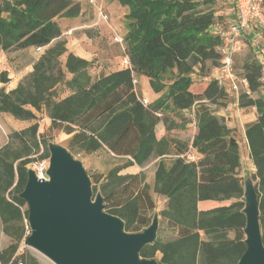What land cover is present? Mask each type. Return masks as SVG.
<instances>
[{
	"label": "trees",
	"instance_id": "16d2710c",
	"mask_svg": "<svg viewBox=\"0 0 264 264\" xmlns=\"http://www.w3.org/2000/svg\"><path fill=\"white\" fill-rule=\"evenodd\" d=\"M120 1L129 8L124 40L130 66L106 70L69 51L61 38L59 19L81 14L77 0H0V49L47 47L15 88H0V114L27 122L0 146V220L11 239L0 251L1 264L14 258L30 230L20 194L28 165L50 157L52 130L69 135L71 153L103 150L123 160L92 180V188L126 231L151 225L154 193L167 198L157 238L142 248L141 257L162 264H238L246 250L240 140L210 106L228 102L225 87L211 77L221 64L223 44L214 27L226 16L216 13L215 0ZM262 36L264 46V30ZM239 69L247 90L238 95V106L257 111L245 137L256 168L252 179L264 241V61L253 55ZM137 75L148 77L161 94L154 102H144ZM9 80L1 70L0 82ZM191 111L197 128L192 139L172 134L178 124L173 116L185 121ZM41 116L51 120L43 133ZM152 158L158 159L152 184L143 172L121 173ZM207 201L215 203L205 208ZM23 262L38 264L33 257Z\"/></svg>",
	"mask_w": 264,
	"mask_h": 264
},
{
	"label": "water",
	"instance_id": "95a60500",
	"mask_svg": "<svg viewBox=\"0 0 264 264\" xmlns=\"http://www.w3.org/2000/svg\"><path fill=\"white\" fill-rule=\"evenodd\" d=\"M47 178L28 169L20 197L28 209V247L54 264H162L140 256L157 238L158 216L141 232H128L124 221L105 210L101 193L94 194L83 163L64 146L49 144ZM246 250L238 264H264L259 197L245 182Z\"/></svg>",
	"mask_w": 264,
	"mask_h": 264
},
{
	"label": "rangeland",
	"instance_id": "374dc122",
	"mask_svg": "<svg viewBox=\"0 0 264 264\" xmlns=\"http://www.w3.org/2000/svg\"><path fill=\"white\" fill-rule=\"evenodd\" d=\"M77 1L82 7L81 14L72 19H59V23L63 29L61 38L66 42L67 49L87 60L94 61L95 64L99 65V67H104L106 70H115L130 66L126 51V43L124 40L128 31V21L126 15L129 13V8L124 6L120 0ZM230 4L231 3H229L227 0H215L212 7L216 10L217 14L222 13L225 15V10L230 6ZM235 21L232 22L226 17V19L220 20L214 28H221L227 32L235 23ZM263 30V25L255 26L252 30V34L254 31L257 33L259 31L263 32ZM246 36H250V34H246L243 37L245 45L241 50L236 52L233 57V70L235 80L238 82V89L231 88V79H228L225 84V89L228 93V102L226 106L228 107L234 106V104L237 102L240 92L247 90V84L243 82L242 76L239 74V68L240 64L243 63L247 57H251L253 55L255 56V54L253 47L247 41ZM255 43L257 44V40ZM258 46H260L259 42ZM46 48L47 47H29L25 49H15L9 51L0 49V71H6L10 78L9 82L7 83L0 82V88L4 87L6 91L15 88L19 81L33 70V64L41 56ZM65 58L66 55H63L61 57V61L64 62ZM135 83L138 92L147 100V104L154 102L160 97L161 94L154 91L151 81L148 77L137 75L135 77ZM194 87L196 90H199L201 85L198 83V85H195ZM210 106L217 114L218 109L225 107H218L216 105ZM166 113L170 114L171 112L166 111ZM173 117L178 124L177 127L171 130V133L178 135L183 139L191 140L196 128L194 112H187L185 117L188 119L186 118L187 120L185 121L175 115ZM39 121L40 133L47 131L51 124V120L47 117L41 116ZM26 125L27 122L25 121H20L10 114L1 113L0 146L7 142L9 135L13 131L20 130ZM50 136L51 142L67 148V141L69 138L67 133L61 130H52L50 132ZM41 153L42 152L36 155ZM72 154L76 159L83 163L88 174L91 175V182L92 180L94 181L97 176L106 174L110 168L123 162V160L114 157L103 150L91 154H84L83 152ZM242 158L244 161V166H247L246 160L244 157ZM157 161V158H152L144 166L133 165L124 169L121 171V173L127 174L143 172L145 174L146 182L152 184L154 181ZM48 167L49 158L41 159L28 165V169L34 170L40 178H47L46 171ZM252 173L253 172H251L250 169H247L245 174L241 167V175L243 176L244 183L246 181H250L252 184H255V181L252 179ZM153 196L156 208L155 210L148 213L152 217V221L155 216H158L159 219V211L164 207V198L156 193H154ZM213 203L215 202L207 201L202 203V205L205 208H208ZM27 234L26 237L28 236ZM165 234L168 235L169 232H166ZM26 237L19 243L14 257L23 259L25 261H27L28 258L33 257L38 264H54L51 260L36 250L28 246L23 247Z\"/></svg>",
	"mask_w": 264,
	"mask_h": 264
},
{
	"label": "built area",
	"instance_id": "2783aa9c",
	"mask_svg": "<svg viewBox=\"0 0 264 264\" xmlns=\"http://www.w3.org/2000/svg\"><path fill=\"white\" fill-rule=\"evenodd\" d=\"M227 1L235 9L236 21L227 32L221 28H214V32L220 36L223 44L220 49L222 53L221 64L213 70L211 77L217 79L219 84L224 87L228 79H231V88L238 89V82L235 80L233 70V57L245 45L243 37L246 34H252L255 26H264V0ZM242 80L247 84L246 80ZM144 102L147 103V100L144 99ZM24 246H27L25 242ZM15 259L17 261L16 264H24L23 260L17 257H14L8 264H15Z\"/></svg>",
	"mask_w": 264,
	"mask_h": 264
},
{
	"label": "crops",
	"instance_id": "0c3cea01",
	"mask_svg": "<svg viewBox=\"0 0 264 264\" xmlns=\"http://www.w3.org/2000/svg\"><path fill=\"white\" fill-rule=\"evenodd\" d=\"M225 15L232 22L236 20V12H235L234 7L231 4L225 10ZM257 33L254 31L253 34H250V36H247V41L249 42V44L252 45L255 57L261 61H264L263 36L261 34L263 32L259 31ZM256 40H257V44L255 43ZM258 42L260 46H258ZM142 97L145 99L143 95ZM218 114L225 116L227 120V125L230 128L236 129L238 133V137L240 140V146H241V152H242L241 154H242V157H244V159L246 160V165H247V166H244V161L242 158V161H241L242 170L244 171L245 174H246L247 169H250L251 172H255L256 168L250 157V151H249V147H248L247 140L245 137V127L248 123L256 120L257 118L256 108L255 107H249V108L239 107L238 101H237L232 107L225 106L221 109H218ZM196 132H197V128H195V132L193 136L196 134ZM162 197L164 198L163 208H165L167 198L165 196H162ZM10 241H11L10 237L7 236L3 231L2 223L0 220V251H2L5 247H7L10 244Z\"/></svg>",
	"mask_w": 264,
	"mask_h": 264
}]
</instances>
